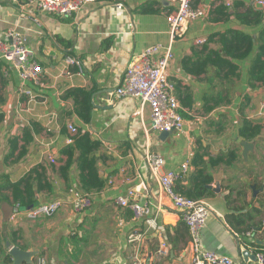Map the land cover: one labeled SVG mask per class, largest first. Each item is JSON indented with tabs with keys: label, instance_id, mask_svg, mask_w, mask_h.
<instances>
[{
	"label": "crops",
	"instance_id": "crops-1",
	"mask_svg": "<svg viewBox=\"0 0 264 264\" xmlns=\"http://www.w3.org/2000/svg\"><path fill=\"white\" fill-rule=\"evenodd\" d=\"M115 1L124 7H114ZM26 2L0 0V33L14 29L26 35L45 85H25L33 96L21 93L18 73L0 62L3 252L9 242L36 250L34 260L45 257L49 264H192L188 227L164 193L158 213L161 190L144 158L149 142L164 158V172L180 171L191 161L188 174L175 181L182 196L194 194L201 184L211 190L201 197L213 209L202 248L237 264H257L256 252L264 249V71L254 64L264 48L259 42L264 11L251 0H195L196 6L208 7V16L189 22L172 43L169 66L185 125L164 134L153 128L149 107L141 112L139 100L119 98L116 89L133 55L170 44L166 17L176 11L175 3L97 0L61 18L24 13ZM231 31L253 41L247 56L240 57L246 45ZM202 38L206 42L198 43ZM67 56L81 60L82 74L65 75ZM246 120L252 125L243 133ZM69 124L79 130L75 141L87 136L85 161L82 151L73 149L75 141L67 143ZM244 142L251 145L245 154ZM7 179L19 188H3ZM84 181L94 204L75 214L67 202L70 190L83 189ZM135 187L140 201L151 203L158 230H149L117 203ZM15 195L26 201L33 197L35 205L66 203L52 217L11 220L18 210L9 209ZM139 234L141 239L130 243V236ZM164 243L167 252L161 255Z\"/></svg>",
	"mask_w": 264,
	"mask_h": 264
},
{
	"label": "built area",
	"instance_id": "built-area-1",
	"mask_svg": "<svg viewBox=\"0 0 264 264\" xmlns=\"http://www.w3.org/2000/svg\"><path fill=\"white\" fill-rule=\"evenodd\" d=\"M97 0H27L22 5V12L34 15L35 13L47 14L64 17L74 16L86 4L95 3ZM175 3L176 11L169 13L166 17L170 25V44L164 46L156 44L148 46L139 54L133 55L126 66V70L119 86L116 89V95L119 98H130L139 100L142 108L149 107L153 128L162 132H180L184 129L185 119L180 111V105L176 97V84L171 79L169 66L174 59L172 43L185 33L189 22L198 19H204L208 16V7H198L195 0H170ZM251 3L258 9L264 11V0H251ZM114 7L123 8L124 5L115 1ZM28 40L25 34L8 29L0 33V62H5L14 69L21 80L20 92L28 96H33L30 89H25V85H34L44 87V70L35 59L34 53L27 44ZM202 44L206 39L197 40ZM65 75L82 74V62L80 59L67 56L65 59ZM77 67L78 71H74ZM68 131L70 136L68 144L75 141L79 130L75 125L69 124ZM148 141H150L149 137ZM145 162L153 178L159 184L161 196L157 202L158 213L163 207V196H167L171 201L172 208L178 211L182 220L185 222L190 235V247L192 250V264H237V262L228 256L220 255L216 252L202 248V232L207 225L208 218L212 215L213 209L204 199H192L182 196L175 188V181L183 178L189 172L191 161L187 160L180 171L164 172V158L161 154L153 151L149 142L145 149ZM51 162H55L54 155H50ZM140 188L135 187L128 191L125 197H119L117 203L132 210L134 217L147 224L149 230H158L157 218L153 216L150 202H142L139 199ZM165 195H164V194ZM75 214H83L92 208L94 198L91 194L79 189H71L68 201ZM66 201L56 199L44 202L23 210L18 207L11 220H16L24 216L29 220H36L42 217H52L61 208ZM264 225V222H263ZM248 235H251L249 233ZM142 234L132 235L129 238L130 243L141 239ZM11 245V244H10ZM160 250L161 255H165L167 248L165 243ZM10 247H8L9 251ZM255 259L257 264H264V249L256 252ZM36 264H49L45 257L35 259Z\"/></svg>",
	"mask_w": 264,
	"mask_h": 264
},
{
	"label": "trees",
	"instance_id": "trees-1",
	"mask_svg": "<svg viewBox=\"0 0 264 264\" xmlns=\"http://www.w3.org/2000/svg\"><path fill=\"white\" fill-rule=\"evenodd\" d=\"M231 33L235 34V39L237 41H239L240 44H243V46L246 45V49L240 55V57L243 58V57L247 56L253 49V41H251L248 36H246L242 33L240 34V33L235 32V31H231ZM240 37H241V40H239ZM229 42L231 43V41H229ZM259 42L262 43L264 46V34L260 37ZM233 54H234V52H233ZM262 55H264V48L260 52V55H258V60H257V62H255L254 65L258 66V64H262V66H263L262 70L264 71V61L263 62L260 61ZM251 125H252V123L249 122L248 120H246V122L244 124L245 129L243 130V133H245L247 131V128H251ZM86 138H87L86 134H82V135L78 136L76 138L75 145L73 146V149L77 148V149H80L82 151V160H84V161H85L84 156L89 149L88 146L86 145V142H85ZM82 168H83V166H82ZM89 169L91 171V174H94L96 172L95 171L96 169L94 167H89ZM7 181H8V183L5 186H3V188H12L13 190H16L20 186V184H11L8 179H7ZM81 190H83L87 193L90 190L85 181L83 183V189H81ZM210 193H211V190L206 189L204 187V185L201 184L195 188L194 194H191L188 197L192 198V199H198V198L204 197L206 194H210ZM88 194H90V192ZM14 199H15V204H9V209L11 208V210H14V208H17L19 206L29 209L30 207L35 206V204H36V199L33 197L30 198V200L26 201L24 199H21L19 197V195H15ZM7 209H8V207H7ZM229 220H230V222H232L231 218H229ZM247 229H249V228H246L245 230H247ZM0 263L1 264H12V257L9 254H6L5 251L3 252L2 247H0Z\"/></svg>",
	"mask_w": 264,
	"mask_h": 264
},
{
	"label": "water",
	"instance_id": "water-1",
	"mask_svg": "<svg viewBox=\"0 0 264 264\" xmlns=\"http://www.w3.org/2000/svg\"><path fill=\"white\" fill-rule=\"evenodd\" d=\"M164 134H170V132H163ZM244 154L246 153V150L251 147L249 143L244 142ZM212 188V186H209ZM23 210L27 209L25 207H22ZM10 246L8 254L12 257V264H34V257L37 255L36 250L26 251L23 250L17 246L10 245V243H7Z\"/></svg>",
	"mask_w": 264,
	"mask_h": 264
},
{
	"label": "rangeland",
	"instance_id": "rangeland-1",
	"mask_svg": "<svg viewBox=\"0 0 264 264\" xmlns=\"http://www.w3.org/2000/svg\"><path fill=\"white\" fill-rule=\"evenodd\" d=\"M1 245H2V242H1ZM2 247V246H1ZM8 247H10L9 245L6 246V248H3L4 251L6 252V250L8 249ZM35 261V260H34Z\"/></svg>",
	"mask_w": 264,
	"mask_h": 264
}]
</instances>
